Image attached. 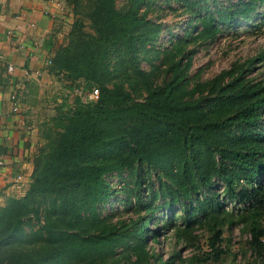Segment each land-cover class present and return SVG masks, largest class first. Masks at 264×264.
I'll return each instance as SVG.
<instances>
[{
	"label": "trees",
	"instance_id": "1",
	"mask_svg": "<svg viewBox=\"0 0 264 264\" xmlns=\"http://www.w3.org/2000/svg\"><path fill=\"white\" fill-rule=\"evenodd\" d=\"M71 4L47 65L60 88L33 174L0 204V264H169L152 247L160 207L169 221L179 213L172 228L185 244L208 234L209 251L185 264L219 261L234 225L264 264V81L249 76L251 59L206 80L190 73L199 46L250 22L264 0ZM168 14L184 15L179 33ZM113 203L131 215L104 214Z\"/></svg>",
	"mask_w": 264,
	"mask_h": 264
},
{
	"label": "crops",
	"instance_id": "2",
	"mask_svg": "<svg viewBox=\"0 0 264 264\" xmlns=\"http://www.w3.org/2000/svg\"><path fill=\"white\" fill-rule=\"evenodd\" d=\"M71 1L0 0V204L23 195L33 174L38 128L53 114L60 88L47 65L73 22Z\"/></svg>",
	"mask_w": 264,
	"mask_h": 264
},
{
	"label": "rangeland",
	"instance_id": "3",
	"mask_svg": "<svg viewBox=\"0 0 264 264\" xmlns=\"http://www.w3.org/2000/svg\"><path fill=\"white\" fill-rule=\"evenodd\" d=\"M124 0H117V5L122 6ZM257 14L250 22L239 21L229 31L223 32L213 43L206 46H199L193 56L190 73L194 79L206 80L228 68L233 61L245 62L252 61L250 77L257 81H264V5L258 9ZM184 15L168 14L163 17V21L176 33H179L183 26ZM163 40L168 38V33L164 32ZM148 68L147 64H143ZM116 179L113 178L114 182ZM216 188L221 190V184L218 182ZM227 208L236 210L239 203L230 199H223ZM108 209L104 214L112 213L114 217L124 218L131 215L130 212L123 210L117 203L106 206ZM111 208V209H109ZM112 210V212H110ZM155 215L157 217H155ZM170 210L160 207L153 214V221L157 227H161L159 243L152 244L156 252L161 254L162 259L170 261L169 264H185L187 259L203 251H209L207 246V232L205 229L196 230L197 239L193 245H187L178 238L172 228L174 222H181L179 213L173 220H170ZM264 224V221H263ZM249 235L241 232L240 225H234L231 229L224 230L221 246L227 249L217 262H207L206 264H256L255 258L248 249L247 240ZM196 264V262L194 263Z\"/></svg>",
	"mask_w": 264,
	"mask_h": 264
},
{
	"label": "built area",
	"instance_id": "4",
	"mask_svg": "<svg viewBox=\"0 0 264 264\" xmlns=\"http://www.w3.org/2000/svg\"><path fill=\"white\" fill-rule=\"evenodd\" d=\"M48 63H50V60L48 61ZM7 70L8 72H11L13 70V66L11 64H9L7 66ZM98 96V90L95 88L93 89L92 91H90L88 94H87V99H96ZM11 99H12V110L13 111H17L18 110V99L16 97L15 94H12L11 95ZM0 164H1V161H0ZM16 181L20 184L23 180H22V175L21 174H18L16 176Z\"/></svg>",
	"mask_w": 264,
	"mask_h": 264
}]
</instances>
